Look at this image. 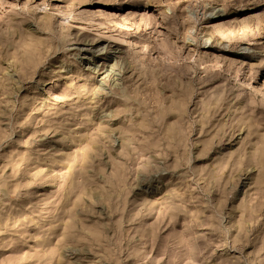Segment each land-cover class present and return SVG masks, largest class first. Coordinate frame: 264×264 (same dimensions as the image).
Listing matches in <instances>:
<instances>
[{"label": "rangeland", "instance_id": "374dc122", "mask_svg": "<svg viewBox=\"0 0 264 264\" xmlns=\"http://www.w3.org/2000/svg\"><path fill=\"white\" fill-rule=\"evenodd\" d=\"M0 264H264V0H0Z\"/></svg>", "mask_w": 264, "mask_h": 264}, {"label": "bare ground", "instance_id": "6f19581e", "mask_svg": "<svg viewBox=\"0 0 264 264\" xmlns=\"http://www.w3.org/2000/svg\"><path fill=\"white\" fill-rule=\"evenodd\" d=\"M106 32H107V31H106ZM107 33H108V32H107ZM109 35H110V34H109ZM109 35H108V34L105 35V38H104L105 41H109V40H111L112 37L110 38ZM111 36H112V35H111ZM107 38H109V39H107ZM101 51H102V50H101ZM106 52H107V51H106ZM101 54H102V53H101ZM101 54H100V55H101ZM111 69H112V68H111ZM110 75H111V74H110ZM110 75H109V77H110ZM113 78H114V76H113ZM113 78H112V79H113ZM114 81H115V79H113V82H114ZM100 85H101V84H100ZM102 90H103V89H102Z\"/></svg>", "mask_w": 264, "mask_h": 264}]
</instances>
